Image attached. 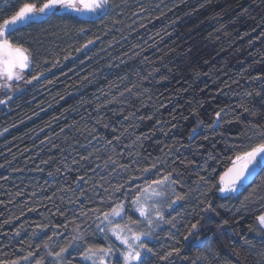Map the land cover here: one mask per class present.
<instances>
[{"label":"trees","instance_id":"trees-1","mask_svg":"<svg viewBox=\"0 0 264 264\" xmlns=\"http://www.w3.org/2000/svg\"><path fill=\"white\" fill-rule=\"evenodd\" d=\"M46 2L0 0V23ZM18 27L31 82L0 104V262L92 264L85 247L111 244L105 264H123L96 219L123 204L112 227L150 232L151 264H264V168L218 191L264 142V0H108L92 18L52 12ZM166 176L154 199L171 223L150 227L133 200Z\"/></svg>","mask_w":264,"mask_h":264},{"label":"snow or ice","instance_id":"snow-or-ice-1","mask_svg":"<svg viewBox=\"0 0 264 264\" xmlns=\"http://www.w3.org/2000/svg\"><path fill=\"white\" fill-rule=\"evenodd\" d=\"M108 4V0H47L46 3H43L41 6L37 7L34 3H25L18 11L15 12L10 18L3 19V22L0 23V79L4 80L5 83L0 84V88H10L12 81L23 79L24 70L27 69L32 63L31 54L28 48L24 47L22 44L15 43L11 37L14 32L19 31L18 25L28 22L36 14H43L47 11L56 9L57 7L71 8L75 11H80L81 6L83 9L90 12H96L98 10H103ZM89 44L92 43L91 40L88 41ZM87 47V45H85ZM33 79H38V77L33 76ZM31 81H28L30 83ZM11 99V97H9ZM6 101L0 100V104H4ZM216 117H220V112L216 113ZM196 130L193 129V132ZM259 158V159H258ZM237 161H243L238 168L229 169V173H235L232 179L225 183L224 177H221V185L218 188V191L221 193H228L235 191V185L241 182L245 178V174L251 170V167L260 165L264 168V142L257 144L252 147L250 151H246L242 156L236 157ZM251 166V167H250ZM154 167V166H153ZM143 171H149L148 169H143ZM203 179V178H201ZM169 177H164L160 180H153L152 185H155L156 188L152 189L151 185L148 188L144 189V192H150V196L144 197L145 200L152 199V203L145 207L141 203V197L135 196L133 200V206L135 210L139 212L140 216L144 218L143 222H146L150 227L158 225L159 222L171 223L170 220H165L163 211H161L159 204V199L164 196L163 188L168 186ZM174 183V181H173ZM122 187V186H121ZM215 187V186H213ZM120 189L118 188L117 191ZM141 189L136 188V193H140ZM181 199V197H177ZM172 203H175L173 201ZM169 207L171 204L168 205ZM111 207V205H109ZM149 208L155 209V219L151 218ZM94 211L100 212V209L97 208ZM205 211L213 212L215 211L212 202L208 201L207 208ZM127 215L126 206L123 204H118L116 207H111V212L103 213V220L101 221L100 216L96 217L97 221L100 223L107 224L105 228H99V231L105 234V239L109 240L110 237L108 233L111 232L112 236H115V239L119 241L120 245L124 247L123 251H120L118 255L122 257L123 264H151L149 257L142 256V253H151L152 249L147 247L144 243L143 238L150 235V232H136L133 231V227H125L121 229L120 225L117 224L115 228L112 227L113 220L115 217H120L121 219ZM224 224H227L228 221H223ZM199 221L192 223L189 229L190 234L198 230ZM138 228V225H134ZM261 233H264V214H260L256 217V228L254 229ZM132 233L131 237L124 236L123 232ZM188 237L186 236L185 239ZM51 239V237L49 238ZM72 245H69L71 247ZM47 247V244L45 245ZM67 248H61L60 252L56 253L57 257L62 258V253L67 252ZM179 249L174 248L172 251L168 252L167 255L161 256V260H167L168 257L173 254H179ZM31 255V254H30ZM113 255L112 245L106 249L94 248V247H85L83 258L86 261H92V264H105V257ZM22 259L27 260L28 257H23ZM4 264V262H0ZM10 264H19V261H11ZM39 264V261H37Z\"/></svg>","mask_w":264,"mask_h":264},{"label":"rangeland","instance_id":"rangeland-1","mask_svg":"<svg viewBox=\"0 0 264 264\" xmlns=\"http://www.w3.org/2000/svg\"><path fill=\"white\" fill-rule=\"evenodd\" d=\"M101 11L102 10H98L96 12H90L88 10L83 9L82 6H81V10L80 11H75V10H73L71 8L57 7L56 9H53L51 11H47V12H45L43 14L34 15L30 21L40 20V19L44 18L46 15H48L49 13H52V12L69 13V14H72V15H75V16H78V17L92 18V17L96 16L98 13H100ZM27 70H28V68L24 70L23 79L18 80V81L14 80V81L10 82L11 83V87L10 88H0V100L7 101V100H9V97L12 98V97L16 96L23 89V87L27 84V81H28L27 78H26ZM3 83H5V81L0 79V84H3ZM235 189L236 190L238 189L237 186H235ZM150 194L151 193L148 192V193L145 194L144 197L150 196ZM145 201L146 200L143 198L142 203L144 204Z\"/></svg>","mask_w":264,"mask_h":264},{"label":"water","instance_id":"water-1","mask_svg":"<svg viewBox=\"0 0 264 264\" xmlns=\"http://www.w3.org/2000/svg\"><path fill=\"white\" fill-rule=\"evenodd\" d=\"M242 163H243V161H236L233 164H231L227 169H225L219 176V179H218L219 183L221 181V177H224L225 183H227V181L232 179V177L234 176L235 173L234 172L229 173V169L238 168L239 165ZM259 170H260L259 165L251 167V170L245 174V178L241 182L237 183L235 186L246 187V186L250 185L254 181L257 174L259 173Z\"/></svg>","mask_w":264,"mask_h":264}]
</instances>
